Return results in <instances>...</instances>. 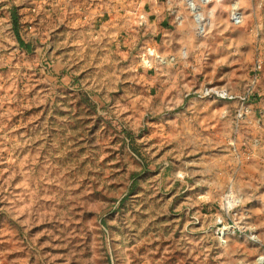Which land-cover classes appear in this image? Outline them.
Here are the masks:
<instances>
[{"label":"rangeland","instance_id":"rangeland-1","mask_svg":"<svg viewBox=\"0 0 264 264\" xmlns=\"http://www.w3.org/2000/svg\"><path fill=\"white\" fill-rule=\"evenodd\" d=\"M0 264H264V0H0Z\"/></svg>","mask_w":264,"mask_h":264},{"label":"trees","instance_id":"trees-1","mask_svg":"<svg viewBox=\"0 0 264 264\" xmlns=\"http://www.w3.org/2000/svg\"><path fill=\"white\" fill-rule=\"evenodd\" d=\"M12 23H13V30H14V32H15V35L17 36V38H18V41H19V44L20 45H24V42H23V40L21 39V37H20V35H19V27H18V25H19V22H18V20L16 19V16H12Z\"/></svg>","mask_w":264,"mask_h":264},{"label":"bare ground","instance_id":"bare-ground-1","mask_svg":"<svg viewBox=\"0 0 264 264\" xmlns=\"http://www.w3.org/2000/svg\"><path fill=\"white\" fill-rule=\"evenodd\" d=\"M191 2V1H190ZM191 7L193 10H196L197 9V6H194V4L191 2ZM237 7V3L236 2H233V8L235 9ZM235 14H238V13H235ZM263 261V257L259 258L258 259V262H262Z\"/></svg>","mask_w":264,"mask_h":264}]
</instances>
